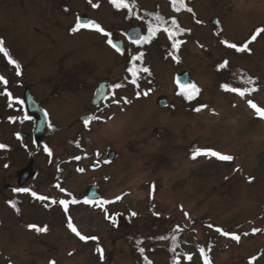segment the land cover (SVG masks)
I'll return each instance as SVG.
<instances>
[{
  "label": "rangeland",
  "instance_id": "obj_1",
  "mask_svg": "<svg viewBox=\"0 0 264 264\" xmlns=\"http://www.w3.org/2000/svg\"><path fill=\"white\" fill-rule=\"evenodd\" d=\"M134 1L164 15L172 27L173 18L177 19L179 30L170 38L182 48L171 54L165 48L168 31L160 34L164 49H144L147 56L139 70L148 72L140 73L135 83L130 69L140 61V50L119 58L104 43L125 26L106 0H0V39L8 52L7 57L0 53V76L7 80L6 85L0 82V145L4 146L0 190L28 161L21 148H34L28 139L21 142L16 137L19 132L30 133L32 127L24 117V88H30L50 120L34 158L47 183L53 178L47 166H54L55 153L69 149L70 138L89 123L79 122L78 117L91 111L98 83L107 82L110 121L94 126L86 142L91 139L98 147L116 152L111 181L102 186L108 198L119 195L108 217L107 209L99 215L82 208L55 216L48 205L47 212H38L25 204L21 221L10 215L2 199L0 249L13 260L0 257V264H137L141 253H147L152 264H204L205 256L211 264H264V118L248 104L251 100L264 109V32L248 43L264 28V0H183L182 7L191 8L192 15L177 16L178 6L170 7L171 0ZM83 13L110 36L92 29L73 33L76 16ZM214 18L216 25L210 23ZM222 41L237 47L247 43L248 50L238 52ZM9 58L19 64L20 75ZM225 61L227 66L221 68ZM228 67L229 74L224 72ZM184 70L200 89L187 103L176 98L174 82ZM248 78L254 84L245 83ZM224 84L256 91L241 98L225 91ZM160 95L172 107L158 109L155 101ZM6 145L13 149L7 167L2 165L1 151ZM46 148L51 155L41 154ZM197 149L234 159L226 162L203 155L192 159ZM74 180L69 186L76 187L80 196L89 177L77 175ZM63 213H68L64 207ZM69 220L81 235L98 239L81 241L68 228ZM25 222L45 223L41 245L32 244L33 237L25 235ZM217 228L239 235V243L220 235Z\"/></svg>",
  "mask_w": 264,
  "mask_h": 264
},
{
  "label": "flooded vegetation",
  "instance_id": "obj_2",
  "mask_svg": "<svg viewBox=\"0 0 264 264\" xmlns=\"http://www.w3.org/2000/svg\"><path fill=\"white\" fill-rule=\"evenodd\" d=\"M123 56V55H122ZM91 104V103H90ZM106 101H103L99 104L98 107L92 108L89 113H86L88 117H99L98 120L93 119L89 121V126L84 125L82 126V132L76 133L73 138H70L68 141V148L67 150L56 152L55 154V160L54 166H48L52 169V181H48L47 183L43 182V179L46 176V173L43 171V169L36 167V163L34 162V158L39 155L40 152H37L34 148L30 151L21 148V154L25 158L28 159L27 162L20 168V170L27 167L29 161L32 160L33 166L32 170L30 171V174L32 177L29 181L25 182L23 185L18 186L17 181V174L16 177H14L15 180H13L11 183H4L2 186V190H0V201L5 199V205L7 206V209L10 212V215L17 221H21L24 217L23 213V207L26 204L28 207L35 208L37 211H46L45 206H50V211L53 212L55 216H58V214L63 213V207L60 204L61 200H64L67 202L68 206H70V209L73 208V210L85 209V192L88 187L95 186L98 189V193L101 196V199L108 198L107 192L104 189V186H102L103 183L108 184L110 180V165L107 162L106 156L109 149H106L105 147H98L97 143L93 142L90 139V143L85 144V141L87 140L88 135L92 134L91 127L93 125H99V122H105V118L109 116V112L106 110L105 107ZM82 116V115H81ZM80 117V116H79ZM78 117V118H79ZM77 118V119H78ZM108 118V117H107ZM31 124H33L31 122ZM105 126V124H103ZM101 137L103 134H101ZM86 146V148H85ZM88 149V150H86ZM97 152V156L95 157L94 152ZM13 152V149H10L7 152L8 161L9 158H11V154ZM9 153V154H8ZM18 153V152H17ZM79 158V162L76 163L74 160ZM10 162V161H9ZM11 164V163H10ZM80 169H83V171H79ZM86 176L89 177V182H87L86 186L83 189V192L80 194V196H77L76 194V187L69 186L71 184H75V176ZM92 175H95L92 176ZM59 185V187H56ZM106 188V187H105ZM15 189H28L27 192H18L15 191ZM60 189L64 190H70L74 191V195H68L64 191H61ZM35 193L36 195H33ZM38 196H44L48 197V199L40 200L37 197ZM76 200V202H81L80 206L71 205L69 204V201ZM52 201H55L53 203ZM47 203V204H46ZM98 203V201L94 202ZM12 205H15L13 207ZM58 205H60L59 208H56ZM68 210V209H67ZM86 210V209H85ZM70 213V210H68V213ZM66 215L65 213H63ZM29 225L36 226L35 228L30 229ZM43 224H40V222L36 223H22V226L25 228V235L27 234L32 236V244L35 245L38 244L41 245L42 241V232H37L36 228H41ZM27 239V238H26ZM12 248H16L13 246Z\"/></svg>",
  "mask_w": 264,
  "mask_h": 264
},
{
  "label": "snow or ice",
  "instance_id": "obj_3",
  "mask_svg": "<svg viewBox=\"0 0 264 264\" xmlns=\"http://www.w3.org/2000/svg\"><path fill=\"white\" fill-rule=\"evenodd\" d=\"M91 2H92V0H89V3H91ZM176 2H177V0H172V3L173 4H175ZM179 2L181 4V6H183V0H179ZM111 3L117 9L126 8V9H129V11L131 10L130 9V5L126 2V0H111ZM93 7H98V5L93 4ZM187 11L192 12V9L191 8H188ZM158 19H159V17H158ZM172 24H173V26H175L179 30V26L177 25V23H176L175 20L172 21ZM82 28H89V29L95 30L96 32L103 33V35L105 37H109L110 36V33L104 31V29H102L98 24L93 23V22L81 23V22H79V18H78V22H77L76 26L73 27L71 29V31L73 33H76L78 31H80V29H82ZM157 30L158 29H156V28H149V35L148 36L138 37L137 39H134L131 42L133 44H139L142 41L143 42H147V41H149L156 34ZM165 31H168V35L170 37L173 35V32L172 31H169L167 29H165ZM180 31H182V30H180ZM261 32H264V28L258 29L256 31V33L251 37V40L248 41V43H251V41H254L256 39V37L258 35H260ZM107 43L111 47H113L116 50V52L123 54V50L121 49V47L118 46L116 43H114L111 39H108L107 40ZM222 43H225L230 48H235L238 52L239 51L248 50V44L247 43H245L241 47H237V45L228 43L227 41H222ZM3 45H4V41L2 39H0V53H3L7 57L8 56V52L4 48ZM8 63L11 64V65H14L15 68H16V74L17 75H20V66H19V64L15 60H13L11 58L8 59ZM226 66H227V61H225L222 65H220L221 68L226 67ZM144 71L147 72L148 69L145 68ZM132 74L134 76L136 75L135 72H133ZM0 82H2L5 85L7 84V80L4 77H2V76H0ZM133 83H135V81H133ZM245 83H247V84H254V81L251 78H248L245 81ZM114 87H119V85H116ZM221 87L225 91L236 92L238 95L241 96V98H243L246 93L251 94V92L256 91L255 88H246L243 91H241L240 89H237V88H231L227 84L221 85ZM182 89L183 90L181 92H179L178 94L181 95V96H183V97H185L189 101H191L192 99H194L199 94V92H200V89L195 84H184V85H182ZM147 94H148L147 92L144 93V95H147ZM248 104H249V106L252 109L255 110V112L258 114L259 117L264 118V109L258 107L251 100L248 101ZM204 107H206V106H204ZM195 111L199 112V111H201V108L198 107V108L195 109ZM46 116H47V113H45V117ZM93 119L98 120L99 117H89L88 118V121H91ZM88 121H86V123ZM3 147H4L3 145H0V148H3ZM45 151H48V154L51 155V152L47 148L45 149ZM201 155H203L205 157H215L217 160L226 161V162H231L234 159L230 155H223V154H220V153H218L216 151H213V150H199V149H197L193 153V155H192L191 158L192 159H196L198 156H201ZM79 171H83V169H80ZM249 182H251V180H249ZM56 187H59V185H57ZM60 190L61 191H64V189H60ZM15 191H18V192H27L29 190L28 189H15ZM33 195H36V194L33 193ZM37 198L40 199V200L48 199L47 197H44V196H38ZM52 202L55 203V201H52ZM84 202L85 203H88L87 200H85ZM72 203H76V201L73 200ZM60 204L63 205L64 210L67 211V208H68L67 202L64 201V200H61L60 201ZM12 206L15 207V205H12ZM133 215H135V214H133ZM35 227L36 226H34V225H29V228L30 229L35 228ZM68 228L76 236H78L81 241H87L88 239H91V240H97L98 239L97 237H85V236L81 235L80 232L73 226V224L71 223L70 220L68 222ZM36 230H37V232H47V228L46 227H44V228H36ZM216 231L218 233H220V235H222V236H230V238L233 239L234 241H236L237 243H239V241H240V236L239 235H235V234H231V233L225 232V231H223L220 228H217ZM254 231H260V230L259 229H255ZM245 235H247V233H245ZM98 251L101 253V257H103V250L102 249H98ZM141 252H143V249H141ZM200 252H201V255H204V249L203 248L200 249ZM69 254L71 255V253H69ZM189 259H190V257H189ZM50 264H55V261H51ZM204 264H211L210 259L208 257H206V256H205Z\"/></svg>",
  "mask_w": 264,
  "mask_h": 264
},
{
  "label": "water",
  "instance_id": "obj_4",
  "mask_svg": "<svg viewBox=\"0 0 264 264\" xmlns=\"http://www.w3.org/2000/svg\"><path fill=\"white\" fill-rule=\"evenodd\" d=\"M79 22L81 23H88L89 19L85 17H80ZM213 24H216L217 21L214 20L212 21ZM122 34L125 36V38L132 43L131 41L134 39H137L138 37H142V32L140 27H131L125 31L122 32ZM114 43H116L118 46L121 47L123 50V42L120 40H113ZM133 44V43H132ZM124 51V50H123ZM189 80V73L187 71L182 72L181 74L176 76V84L178 86H182L184 84H187ZM109 86L107 83H101L94 96L93 100V106H96L98 102L105 97V94L108 90ZM24 106H25V113L26 116L29 119H32L34 121V126H33V137L35 139V143L38 144L42 141L43 138V132L44 129L47 127L49 121L48 117H45V111H43L32 99L30 95L29 88L25 89L24 92ZM157 105L159 107H164L167 104V99L164 96H161L157 99L156 101ZM87 117H83L80 120L85 121ZM19 137L25 140L27 138L26 134H19ZM115 153L111 151L108 154V158L110 161L114 159ZM29 173L30 175V168L24 169L18 173V183L22 184L25 180L28 179L27 175Z\"/></svg>",
  "mask_w": 264,
  "mask_h": 264
},
{
  "label": "trees",
  "instance_id": "obj_5",
  "mask_svg": "<svg viewBox=\"0 0 264 264\" xmlns=\"http://www.w3.org/2000/svg\"><path fill=\"white\" fill-rule=\"evenodd\" d=\"M112 10H113V15L114 16H117L119 14H125L126 15V22L131 24L133 22H136L137 24L141 25L143 27V30H144V34L145 36H148L149 35V28H156L158 29L156 34L147 42H144V43H148V44H152L153 46H158L159 49L160 48V44H159V35L160 34H164L165 33V27L166 28H170V29H173L172 32L177 29L175 26H171L169 24V19L166 18L164 15L160 14L158 11H146V10H137L135 8H133V4L130 2V0H126V2L130 5V11L129 9H126V8H120V9H117L112 3H111V0H108ZM171 4L172 3V0L170 1ZM173 5H177L178 6V10L179 11H176L177 14H179L180 12L182 11H185L184 8L181 6L179 0H177V2ZM187 11V10H186ZM188 13L192 14L191 12L188 11ZM159 17V19H158ZM173 20L176 21V23L178 24V21L177 19H174ZM169 38V43H168V46H169V52L172 54V52H174L176 50V45H173L170 41V36H168ZM163 50V48H162ZM140 61H135V66L134 67H131V72H135L136 75H137V72L139 74V72H145L144 70H139V68H143L142 66V56L140 57L139 59ZM231 69V68H229ZM229 69H224V72L225 73H228L229 74ZM139 70V71H137ZM220 74L221 73H217ZM235 74V72H234ZM224 75V74H223ZM223 79H224V76H221ZM140 247V246H139ZM138 264H151V262L149 261L146 253H141L140 254V258H139V262Z\"/></svg>",
  "mask_w": 264,
  "mask_h": 264
}]
</instances>
